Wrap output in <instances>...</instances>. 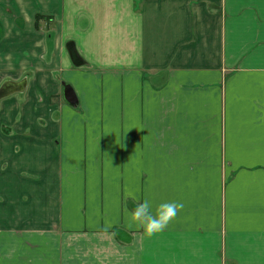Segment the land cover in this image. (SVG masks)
I'll use <instances>...</instances> for the list:
<instances>
[{"label": "crops", "instance_id": "1", "mask_svg": "<svg viewBox=\"0 0 264 264\" xmlns=\"http://www.w3.org/2000/svg\"><path fill=\"white\" fill-rule=\"evenodd\" d=\"M0 264H264V0H0Z\"/></svg>", "mask_w": 264, "mask_h": 264}, {"label": "clouds", "instance_id": "2", "mask_svg": "<svg viewBox=\"0 0 264 264\" xmlns=\"http://www.w3.org/2000/svg\"><path fill=\"white\" fill-rule=\"evenodd\" d=\"M133 199L135 206L126 212V224L135 233L133 244H140L141 248L145 239L163 233L184 208L183 202L174 200H162L157 204L151 198L142 202L135 197Z\"/></svg>", "mask_w": 264, "mask_h": 264}, {"label": "water", "instance_id": "3", "mask_svg": "<svg viewBox=\"0 0 264 264\" xmlns=\"http://www.w3.org/2000/svg\"><path fill=\"white\" fill-rule=\"evenodd\" d=\"M74 53H75V51H74ZM62 84H63L64 97L67 100V102L70 103L71 105H74V106L77 105L78 99H77L76 93L74 92L71 85L69 83H66V82H63Z\"/></svg>", "mask_w": 264, "mask_h": 264}]
</instances>
